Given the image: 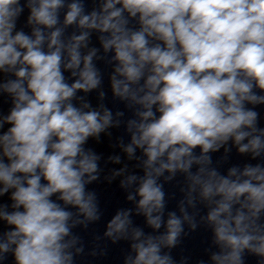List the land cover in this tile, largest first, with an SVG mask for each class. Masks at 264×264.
<instances>
[{
  "label": "clouds",
  "instance_id": "clouds-1",
  "mask_svg": "<svg viewBox=\"0 0 264 264\" xmlns=\"http://www.w3.org/2000/svg\"><path fill=\"white\" fill-rule=\"evenodd\" d=\"M97 61L112 66L113 97L132 112L126 121L103 103ZM94 90L96 107L86 98ZM4 95L11 108L0 109V264H76L85 245L73 229L103 215L87 187L99 179L101 157L86 145L122 123L130 142L119 146L143 170L120 181L135 208L118 209L104 232L113 244L129 242L124 264H175L171 250L200 225L217 249L206 250L211 264H245L247 255L264 264L256 110L264 106V0H0ZM233 148L260 162L222 173ZM177 174L180 215L165 219L164 183ZM133 214L153 231L134 226Z\"/></svg>",
  "mask_w": 264,
  "mask_h": 264
}]
</instances>
